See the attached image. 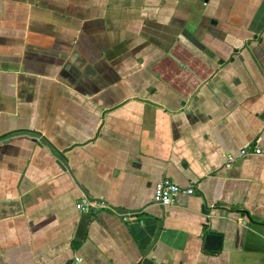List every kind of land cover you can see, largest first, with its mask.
<instances>
[{
    "label": "crops",
    "instance_id": "obj_1",
    "mask_svg": "<svg viewBox=\"0 0 264 264\" xmlns=\"http://www.w3.org/2000/svg\"><path fill=\"white\" fill-rule=\"evenodd\" d=\"M0 264H264V0H0Z\"/></svg>",
    "mask_w": 264,
    "mask_h": 264
},
{
    "label": "built area",
    "instance_id": "obj_2",
    "mask_svg": "<svg viewBox=\"0 0 264 264\" xmlns=\"http://www.w3.org/2000/svg\"><path fill=\"white\" fill-rule=\"evenodd\" d=\"M253 152L259 153V149L255 148ZM239 154L241 155L246 154V151L242 149L240 150ZM232 160H233L232 156H227L225 165L229 166V163ZM192 191L193 190L191 187L182 188L178 186L176 183H174L173 181L167 178H162L154 184L153 192H152V201L161 206H169L173 204L177 194H180V193L181 194H191ZM85 204H83V201H80L75 204V207L82 211L83 205Z\"/></svg>",
    "mask_w": 264,
    "mask_h": 264
},
{
    "label": "water",
    "instance_id": "obj_3",
    "mask_svg": "<svg viewBox=\"0 0 264 264\" xmlns=\"http://www.w3.org/2000/svg\"><path fill=\"white\" fill-rule=\"evenodd\" d=\"M92 211H93L92 208L87 207V204L83 205V210L79 213L77 219V225L73 236L75 239L77 240L82 239L85 233L86 226L88 222L91 220ZM212 237H214L213 232H210V234L205 235L204 236L205 242H207V240L211 239Z\"/></svg>",
    "mask_w": 264,
    "mask_h": 264
}]
</instances>
